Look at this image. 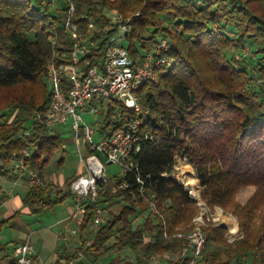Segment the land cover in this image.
<instances>
[{
  "label": "trees",
  "instance_id": "obj_1",
  "mask_svg": "<svg viewBox=\"0 0 264 264\" xmlns=\"http://www.w3.org/2000/svg\"><path fill=\"white\" fill-rule=\"evenodd\" d=\"M61 1L64 7L51 10L52 0H0V177L20 174L16 164L23 158L20 176L32 172L45 184L29 186L23 196L29 214L39 215L73 196L69 184L76 176L62 191L53 190L45 175L52 154L62 148L60 133L42 123L32 126L34 114L50 101L47 60L56 53V61L65 62L62 55L72 50L65 21L93 43L83 57L86 66L101 67L118 34L117 25L105 17L110 10L131 17V29L123 35L131 59L141 55L140 49L153 53L163 39L167 50L161 55L172 63L155 67L156 80L138 88L140 113L120 103L107 105L98 128L105 138L127 128L124 115L138 119L141 140L134 167L99 187L100 208L102 202L118 206L86 238L94 207L87 205L77 245L63 246L55 264H97L110 253L116 254L105 264H134L120 258L126 248L137 264H148L154 256H167L162 264H264V0ZM251 57L257 64L250 63ZM177 158L194 168L205 204L236 217L239 237L229 241L225 226L206 220L195 255L189 240L176 236L192 232L200 212L174 175ZM121 183L125 186L118 188ZM247 185L255 191L241 205L235 194ZM8 221L0 219V229ZM14 245L0 242V261L15 264Z\"/></svg>",
  "mask_w": 264,
  "mask_h": 264
},
{
  "label": "built area",
  "instance_id": "obj_2",
  "mask_svg": "<svg viewBox=\"0 0 264 264\" xmlns=\"http://www.w3.org/2000/svg\"><path fill=\"white\" fill-rule=\"evenodd\" d=\"M73 12L72 5L69 13ZM105 17L111 23L117 25L118 34L115 35L107 46L101 67L97 65L86 66L83 57L89 52L90 45L83 34L78 32L76 24L67 19L64 29L69 39L73 42L72 50L62 57L65 62L56 61V53L47 60L44 69V77L50 91V101L46 109L36 112L33 123H42L50 130L67 124L75 143L82 171L70 182L69 189L73 193L74 208L82 218L87 205H93V215L89 222L99 223L101 220V208L97 203L98 189L105 184V164H117L120 166L118 176H123L126 170H133V156L140 148V135L138 133V119H127V128L118 131L110 139L99 134L98 139H93L94 129L82 119L83 113L97 114L99 105L103 102L120 103L132 109L136 114L141 112V106L137 99V90L145 81L156 80L155 67L164 65L169 67L172 61L161 55L167 50L165 40H160L153 53L141 54L137 60L131 59L128 50L120 40L131 29L130 19L123 18L118 11L110 10ZM89 29L92 24H88ZM80 145L84 146L87 154L82 155ZM85 152V153H86ZM96 153L104 157L102 163ZM17 169L20 174L25 170L23 158L17 161ZM175 167V166H174ZM97 172L95 176L93 173ZM24 176L29 184L45 186L32 172L26 171ZM139 180V178L137 177ZM125 186L121 183L119 187ZM55 190V187H52ZM140 192L145 193L140 187ZM148 208H154L153 202L145 196ZM73 229L71 233H75ZM189 240V246L195 255L199 253L204 236L200 228H196L189 235L176 234ZM32 245L30 235L23 242L13 247L15 264L32 263Z\"/></svg>",
  "mask_w": 264,
  "mask_h": 264
},
{
  "label": "rangeland",
  "instance_id": "obj_3",
  "mask_svg": "<svg viewBox=\"0 0 264 264\" xmlns=\"http://www.w3.org/2000/svg\"><path fill=\"white\" fill-rule=\"evenodd\" d=\"M192 4L193 3H200V0H191ZM64 7V3L61 0H52V4L50 6V9L52 10L53 8H62ZM116 11V10H113ZM122 14V13H121ZM123 15V14H122ZM123 18L127 19V18H131L130 16L125 17L123 15ZM120 44H122L124 47H127V41L125 39H121ZM140 54L143 53V50L140 49L139 50ZM244 53L246 55H251L250 54V48L247 51H244ZM140 56L137 55L136 58H134L133 60H137L139 59ZM251 64H257V61L255 60V58L251 57ZM48 86V85H47ZM137 94V93H136ZM108 104L106 102H103L102 105H99L98 109L99 112L97 114H93V113H83L82 114V119L83 121L92 126L94 129V134H93V139L97 140L98 139V128L99 126L102 124V121L105 117L106 111L108 109ZM114 106V105H113ZM56 131L58 133H60L61 138H62V148H60L59 150L55 151L50 159V162L48 164V166L46 167V174L51 178L54 179L55 181H59L60 178L63 177H70L72 176L75 171H77L78 167L81 166V163L79 161V156L77 154V150H76V146L75 143L73 142V138L71 135V132L69 131V125L64 124L61 125L60 127H57ZM80 149L82 152V155L85 156V154H87V152H84V146L80 145ZM96 155L99 157V159L101 160V162L103 163L104 161V157L102 154L100 153H96ZM61 158H63V161L60 162ZM120 166L117 164H105V175L107 178L112 177L115 174H118L120 172ZM174 175L175 177L180 180L183 185L185 186V188L188 191V195L189 197L192 199V201L200 208V212L199 214L193 219V224H194V228L192 230V232L194 230H196V228H200L204 222L206 220H209L212 223L215 224H224L225 227L228 229V236L227 239L229 241H232L233 239L239 237L241 235V233L238 231V226H237V220L236 217L233 216L231 214L230 211H226L225 209H223L220 206L214 205L212 207H209L205 204L202 196H201V192L203 190V186H201L199 184V181L197 180V178L195 177V173H194V168L187 163L186 160L182 159V158H177L176 163H175V167H174ZM190 183V184H188ZM54 184V183H53ZM110 185L112 184L113 187V191L115 189V187L113 186V183H109ZM191 185H193L196 189V196H192L191 194ZM53 187H55V189H59L62 191H65L67 189L66 187V183L63 184V186L60 188L57 185H53ZM255 191V186L253 185H247L244 187H241L235 194V200L239 203V204H244L245 201L252 195V193ZM64 204H71L72 202V198L71 196L66 197ZM119 203H115L109 207H107V203L102 202L101 203V220L99 221V223L97 224H93L91 222L88 223V227L85 231V237L86 238H92L94 231L101 225L103 224L106 219H107V211L108 210H115V208L118 206ZM57 205V204H56ZM55 205V206H56ZM52 207L49 210H46L45 212L39 214V215H33V216H27L25 215L23 218L26 220V222L28 223L29 226L31 227H36L38 224L37 223H44V225H48L51 223H55L57 221L56 216H58V209L57 208H62V207ZM56 208V209H54ZM107 208V209H106ZM150 212L149 209H147V211H145L143 214H141V216L135 218L133 220V224L135 225L137 222L141 221V218H144L147 213ZM231 218L235 219V223L236 226L235 228H230L228 225V222L230 221ZM78 223L75 221V218L71 221L67 222V226H68V231H65L64 235L65 237H63L65 239V244L67 245L66 247L70 250L73 247H75L77 245V238H78ZM76 231L75 233H71L70 230L73 229ZM10 227H1L0 229V233H2L1 235H4L5 237H7L8 239L11 238V231H10ZM201 231V229H200ZM192 232H190L189 234H191ZM13 234V233H12ZM189 234H184V235H189ZM10 235V236H9ZM30 235V234H28ZM31 239V238H30ZM31 245H33V242H31ZM65 246V245H63ZM132 251L130 248H126L123 251ZM55 251V250H54ZM56 252H53L50 254L49 256V261L47 264H54V254ZM125 253V252H124ZM123 253V254H124ZM32 259L34 260H38V254H36L33 250V246H32ZM114 255L108 254L105 257L101 258L98 260L97 264H105L107 263ZM130 260L132 259V255L130 254V256L128 257ZM75 261H73L74 263ZM33 263V261H32ZM31 263V264H32ZM2 264V263H0Z\"/></svg>",
  "mask_w": 264,
  "mask_h": 264
},
{
  "label": "crops",
  "instance_id": "obj_4",
  "mask_svg": "<svg viewBox=\"0 0 264 264\" xmlns=\"http://www.w3.org/2000/svg\"><path fill=\"white\" fill-rule=\"evenodd\" d=\"M84 152L86 151L84 150ZM81 171L82 166H79L77 171H75L72 176H76ZM45 175L60 188L66 183V180L72 177H63L60 178L59 181H55L46 174V170ZM28 188L29 184L25 176H20L17 171L0 177V219L9 218L7 224H4L2 227H10V231L13 233H11L10 239L4 235H1L2 233H0V242L12 241L14 244L21 243L28 236V234H30L31 242H33V250L39 256L38 260L34 259L32 264H47L51 253H57L63 247V245L67 246L64 243L65 239L63 238L65 237L64 232L68 231L67 222L75 218V221L79 224L81 217L77 212H75L74 197L71 196V204H64L65 200H63L56 205L57 207L59 206L62 208H57L58 216H56L57 221L55 223L44 225V223L41 222L37 223L38 225L36 227L29 226L23 217L25 215L30 216L31 214H29L28 209L22 204V198ZM56 253L54 254L55 257L53 259L54 264L57 259ZM115 254L116 253H111V255ZM130 254L132 255L131 260L128 258ZM119 256L124 261H130L134 264H137L135 260L136 255L133 253V251H122L119 253ZM165 258H167V256H154L148 264H162ZM0 263L7 264V261H0ZM115 264L119 263L116 262Z\"/></svg>",
  "mask_w": 264,
  "mask_h": 264
},
{
  "label": "bare ground",
  "instance_id": "obj_5",
  "mask_svg": "<svg viewBox=\"0 0 264 264\" xmlns=\"http://www.w3.org/2000/svg\"><path fill=\"white\" fill-rule=\"evenodd\" d=\"M188 184H190V183H188ZM191 194H192V196L194 195V196H196V189H195V187L193 186V185H191ZM228 225H229V227L230 228H235V226H236V223H235V219L234 218H231L230 219V221L228 222Z\"/></svg>",
  "mask_w": 264,
  "mask_h": 264
},
{
  "label": "water",
  "instance_id": "obj_6",
  "mask_svg": "<svg viewBox=\"0 0 264 264\" xmlns=\"http://www.w3.org/2000/svg\"><path fill=\"white\" fill-rule=\"evenodd\" d=\"M93 174H94L95 176H97V175H98V173H97V172H94ZM221 225L225 226L224 224H221Z\"/></svg>",
  "mask_w": 264,
  "mask_h": 264
}]
</instances>
